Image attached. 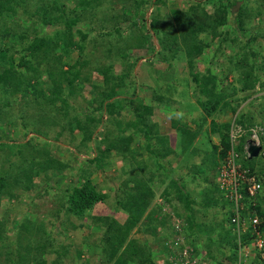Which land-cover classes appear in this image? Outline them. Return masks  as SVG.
<instances>
[{"label":"trees","instance_id":"16d2710c","mask_svg":"<svg viewBox=\"0 0 264 264\" xmlns=\"http://www.w3.org/2000/svg\"><path fill=\"white\" fill-rule=\"evenodd\" d=\"M110 1L0 0V153L7 145L4 137L15 141L10 133L13 126L17 132L36 136L41 132L40 124L45 125L48 141L46 148L38 150L29 142L34 168L25 171L16 168V161L6 153L0 154V250H5L11 264H65V245L60 250L46 242L53 237L49 231L55 227L56 218L65 214L74 230L84 225L93 230L75 247V255L79 253L84 261L89 254L83 249L88 245L98 249L102 264H246L239 261L243 248H251L254 264H264V246L259 249L257 244L258 239L264 242V193L251 196L243 183L239 187L243 198L236 204L220 186L221 169L231 149L233 122L246 129L260 126L264 146L262 112L250 111L249 104L243 109L236 106L259 94V86L264 90V11L256 15L253 25L260 34L237 41L229 39L230 28L226 26L237 22L242 12H233V8L241 0H184L182 7L174 0H122L131 4L109 14L103 5ZM243 7L240 11L248 10ZM150 9L155 14L146 17L145 11ZM140 19L146 23L141 27L146 33L136 35ZM86 21L101 24L105 32L96 34L102 38L101 45L108 44L104 38L112 37V49L118 45L125 49L122 60L129 58L127 51L149 48L145 63L153 79L159 80L163 70L165 88L171 86L169 94L179 93L180 97L170 99L160 87L153 90L150 102L140 100L136 85L131 90L136 82L135 68L144 57L138 53L123 68L117 67L119 57L109 68L90 67L86 54L96 28L80 26ZM214 39H219L218 46L209 54ZM226 44H234L233 57ZM206 57L214 65L228 59L232 66L222 69L225 75L219 76L214 67L202 70ZM177 61L187 66L192 89L187 80L182 88L179 78L173 76L172 62ZM159 63H165L163 68ZM170 76L176 79L175 84L166 81ZM229 79L225 87L224 80L227 83ZM191 92L196 103L185 102V95ZM27 96L29 100L23 101ZM228 111L233 119L239 112L232 123L216 119ZM192 113L198 118H187ZM160 115L169 119L170 125L161 127ZM250 134L240 138L239 163L250 170L248 175L264 181V164L247 166L244 162L252 160L244 149ZM171 135H178V145H172ZM214 135L219 137L218 144H213ZM202 136L204 142L198 143ZM56 142L70 144L74 149L71 153L78 158L89 152L93 156L86 165L73 168L55 158ZM65 148L60 144L57 149ZM120 162L125 165L120 174L108 177V167ZM11 167L14 173L6 170ZM19 173L29 177L25 191L42 181V196L52 195L59 206L47 212L48 229L25 214L12 236L6 233L11 209H4L3 200L18 199L8 181L18 184ZM96 175H104L107 182L118 180L112 204L111 194L100 189ZM54 189L57 192L52 194ZM157 192L171 207L170 212L154 204ZM31 205L36 206L34 202ZM101 206L106 208L99 212ZM120 213L126 216L124 221L118 218ZM237 213L239 233L233 222ZM175 221L179 226L172 228ZM32 229L35 234H31ZM149 229L147 239L138 237L139 232ZM225 248L228 256L224 255ZM161 251H166L168 258L164 263L157 260Z\"/></svg>","mask_w":264,"mask_h":264},{"label":"rangeland","instance_id":"374dc122","mask_svg":"<svg viewBox=\"0 0 264 264\" xmlns=\"http://www.w3.org/2000/svg\"><path fill=\"white\" fill-rule=\"evenodd\" d=\"M184 0H174L175 4L177 7H182V3ZM169 2L171 3V0H169ZM242 2V3H241ZM131 4V2H126V1H122V0H115V2L113 0L110 1V3L106 2L103 5L104 8V12L111 14V12L113 10L120 12V9H123V5L125 6L126 4ZM74 4V3H72ZM71 4V7H73L74 5ZM236 6H244L246 8H248V10L244 11H240L236 9ZM243 7V8H244ZM264 11V3L262 0H241L240 2H238L234 8H233V12H239L238 14H241L237 17V22H233L231 21L226 28H230V33H228V37L229 39H237V41H243L244 38H248V36L250 37H254L257 34V29L255 26V22H257V19L255 20L256 15H258L260 12ZM151 9L149 11H145L146 17L151 16ZM163 12H166V10H163ZM113 13V12H112ZM155 13L153 12L152 15H154ZM153 17V16H152ZM259 19V18H258ZM263 21V20H262ZM138 26L140 29H138L135 33L137 34H145L146 31L144 29H141V27L145 26L146 23H143V20L140 19L137 21ZM264 22V21H263ZM233 23V24H232ZM259 23L260 19H259ZM81 24V23H80ZM87 24H89L91 26V28H96V30H94L93 34H95L93 39V43L90 44L88 46V52L86 54L87 59L90 61V67H107L109 68L110 64H115L116 63V57H121L124 56V52L125 49H123V47L119 46L117 49H112L110 47V45L113 44H109V41L114 42V40L112 39V37L110 38H104L105 42L107 41L108 44H104V45H108V46H104L101 45L99 43V41H101L102 38H100L99 36H97L96 34L102 32L103 30L101 29V24L100 23H91V21H86L85 23H82L80 26H83L86 29ZM148 25V23H147ZM254 25V26H253ZM100 29H97V28ZM261 29H264V24L261 26ZM225 28V29H226ZM105 32V31H103ZM255 34V35H254ZM247 36V37H245ZM142 38V37H141ZM10 41V40H8ZM141 40H137V42L139 43ZM218 42L219 39H214L211 40V47L209 50V54H213L215 52V49L218 46ZM234 44H226L224 45L225 48H229L230 49V54L233 57L234 56V52L232 51V47ZM112 50V51H111ZM150 50L149 48L146 49H142V48H135L134 50H130L127 51V56L129 57L128 59L122 60V58H120L121 62L119 64L118 69L123 65H130V62H132V60L134 59L133 57L136 56V53H138V55L144 56L143 59L138 63L137 68H135V79L136 82L133 85V87H131V90H135V85L138 88V95L140 100H144L146 102H150V100L152 99V92L154 89H160L164 90L163 94L165 96H167L170 99H175L178 98V95H174V94H169V91L171 90V86H168L167 89L165 88V82H164V77L162 74V71H159L160 74V78L159 80L157 79V81L155 79H153V75L150 74V70L148 68V66L146 65L145 61L147 60L148 57H150V53H148ZM262 53H264V49L262 51ZM229 54V55H230ZM121 55V56H120ZM219 60V59H217ZM204 64L202 66V70H205L206 67H214L216 68V71L218 72L219 76H223L225 74L221 73L222 69H224V71H226V68H230V66H232V62H230V60L228 59H223L222 61H218L215 65L213 63H211L210 59L206 57V59L203 60ZM145 64V66L142 68L141 64ZM172 64L174 66L171 67L172 70V74L173 76H175V78H179V85L182 86V88L186 87L187 83L185 82V80H187L189 82V87L190 89L193 88V84L190 83V79H189V74H188V69L187 66L185 65V63L183 62H172ZM121 65V66H120ZM127 65V66H128ZM165 65V63H159V68H163V66ZM223 74V75H222ZM173 76H170V78L168 80H166L167 82H171L172 84H175L176 79L173 78ZM100 81H102L101 76L97 77ZM264 79V72H263V78ZM223 80V79H222ZM156 81V82H155ZM231 82L230 79L229 81L226 83V81L224 80L225 83V87H227V84ZM161 85V86H160ZM170 87V88H169ZM172 90H176V88H172ZM257 91H259V94H257L258 96H252L255 97L253 101L251 98H249L245 103L244 102H238L236 104V106H238L240 109H243L245 106H248L247 104H249V110L250 111H261L262 115H264V98L262 97V94H264V90L261 91V87L259 86L257 88ZM134 92H132L133 94ZM158 93H161L158 90ZM184 92H182L183 94ZM184 95V94H183ZM173 97V98H172ZM180 97V95H179ZM185 102L186 103H196V97L194 94L188 93L187 95H185ZM241 97H243L241 95ZM29 100V96L27 97H23V101H28ZM240 103V104H239ZM239 104V105H238ZM17 106V105H16ZM176 108V107H175ZM177 109V108H176ZM247 109H244L242 111H245ZM128 111V110H127ZM181 114L183 116H186V112H182L180 111ZM179 112V113H180ZM240 113L241 110L239 111ZM238 112V113H239ZM238 113L235 115L234 119L231 118L232 117V113L230 111H228L225 116L222 117H217L216 119H218L220 122L222 121H229V122H233L236 118V116L238 115ZM198 118V116L195 113L190 114L189 116H187V118ZM160 121L162 123L161 127H165L166 124L170 125V120L165 118L163 115L159 116ZM233 119V120H232ZM13 122H17V118H15L13 120ZM31 121H29L30 123ZM209 124V123H208ZM207 124V126H208ZM22 127V125H21ZM41 127V132L39 134H37L35 136V134L30 133L28 135H26L25 133H22V130H19V132H17V130L15 129V127L13 126L12 128H10L11 130V135L14 136L15 141H12L13 138L12 137H7V138H3V141L6 142L7 145L2 146L1 149V153H6L8 155V157H11V159L13 161H16L17 164H14L16 166V168H22L23 171L27 170V168H34L31 164H32V160L33 158L31 157V152L30 150V145L29 142H33V144L36 146V150L38 149H42L46 148V145L48 142L47 141V137L45 136V125L40 124ZM1 128H5V127H1ZM1 136V135H0ZM178 135H171V142L172 144H175V140L176 137ZM2 137V136H1ZM203 137V136H202ZM199 138L198 139V143H203V138ZM213 144H218L219 143V137L217 135L213 136ZM63 142V141H62ZM178 143V142H177ZM175 145H178V144ZM32 144V145H33ZM60 144H65L67 148H65L64 150H60L57 149L58 146H60ZM136 145V143H135ZM264 147V146H263ZM54 150H56L54 152V156L57 160H60L62 162H67L68 164L72 165L73 168H81L82 166L87 164L88 158H92L93 153H88L87 155H82L79 158L76 157L74 154H72L71 152L74 150L70 144L68 143H58L56 142L54 144ZM0 153V154H1ZM1 157V156H0ZM6 161V157L5 160L3 162V165L5 164ZM246 163L247 166H251V165H257L259 164L260 166L262 164H264V154L260 155L258 158L249 160V161H244ZM32 166V167H31ZM124 167L125 165H122V162L115 164L114 166H110L107 169V176L110 178H114V176H118L120 174V168ZM37 168V167H36ZM40 168V167H38ZM6 170H9V172L14 173L15 170L11 168H6ZM17 176H20V181L18 182V184H14V180H9V185H12V189L11 192H14L15 194H17L18 199H14L13 201H8L7 198H4L3 202L4 205H6V207H4V209H11V213H12V219L10 221H8L7 223V229H6V233L9 235L14 236V232H16L18 230L19 224H20V220L23 218V216L25 214V217L27 216H31V221L36 220L38 222L39 225H43L44 227H46L48 229V225H50L49 223V216L47 215V212H50V210L56 209L59 205V200L57 199H53L52 195H44L42 196V194L44 193V190L42 189L44 186V183L42 181H36V184L38 186H36L33 190L31 191H25L26 189L24 188L25 186H28L30 184V180L29 177L27 175H22V174H17ZM45 176V175H44ZM76 176L74 177L73 181L76 179ZM104 175H96L95 179L100 187V189L103 190V192H107L111 194V200L110 203L112 204L114 202V191L113 188L114 186L119 183L118 180L114 179V182H107V179L104 178ZM35 179H38L37 177ZM71 180V183H74ZM156 185H159V181H156L155 183ZM56 187V186H55ZM164 186H161L160 188L162 189ZM55 192H52V194H55L57 191L54 189ZM264 192V183L262 186V190ZM39 193V195H38ZM41 194V195H40ZM34 196H39V197H34ZM34 200V201H33ZM32 202H34L36 204L35 207H33L31 204ZM154 204H160L163 205L164 211L165 212H170L172 209L171 207H168L165 202L164 199L161 197L160 193L157 192L156 198L154 200ZM104 208L106 207H99V212H101ZM111 212V211H110ZM118 218L121 221L125 220V215L124 214H117ZM54 220V219H53ZM56 222H55V227L52 228V230H50L49 232H52L53 237H51V239H46V242L51 243L52 245H56L57 249H60L59 247H61L62 245H65L64 247H66V250H68L67 254H65L63 256V261L65 264H102L101 259L98 257V249L95 248H91L88 245L84 246V251H88L87 254H89L88 256H86L87 260L84 261V259H80V256L75 255V247L77 246V244L83 243L84 238L86 237L87 234L90 233V231H93L88 225H84L81 226L79 229L74 230V228L71 226V224L69 223V219H67L66 215L61 214L60 217H58V219L56 218ZM175 223V224H174ZM179 223L177 221L173 222V225H171V227L173 228L174 226H179ZM138 229L134 230V233L137 232ZM34 229L31 230V234H35L36 232ZM97 232V231H94ZM142 232V233H141ZM138 233V237L140 236L141 238H145L147 239L148 237L146 236H150L151 234V230L149 229L148 231H141ZM169 237L172 236V231H169ZM39 234L34 235V237L37 239ZM14 239V238H13ZM188 240H191L190 238ZM62 250V249H60ZM3 249L0 250V264H11V261H9L7 259V256L4 254ZM223 251H225L224 255L228 256L229 252L228 249L225 248ZM251 255L253 256V252L251 250V248H246L244 249L242 252L239 253V261L240 263H246L248 262L249 264H252L253 261L251 258ZM48 256V255H47ZM83 256V254L81 255ZM75 259H74V258ZM179 257H177L178 259ZM227 258V257H225ZM224 258V260H225ZM168 259L167 255H166V251H161V253L157 254V260L158 262L164 263V261ZM223 260V259H222ZM226 261V260H225ZM246 261V262H245ZM206 264L207 262L210 261H205ZM106 264V263H105ZM209 264H214V263H209Z\"/></svg>","mask_w":264,"mask_h":264},{"label":"built area","instance_id":"2783aa9c","mask_svg":"<svg viewBox=\"0 0 264 264\" xmlns=\"http://www.w3.org/2000/svg\"><path fill=\"white\" fill-rule=\"evenodd\" d=\"M249 130L252 134V140L259 143L258 133L262 129L259 127H253L250 129H246L242 126H234L231 130V143L232 149L228 153V159L225 166L221 169V189L226 191V195L230 197L234 203H239V200L243 198L242 194L239 193V187L242 186L243 183H246V189L248 190L251 196H255L261 190V182L257 179V177L252 176L248 178L246 176V171L241 170L236 165V157L237 153L235 152L234 148L239 144V138ZM240 217L238 213L236 217L233 219L237 224L238 230L240 229ZM255 224L258 223V220L255 218L253 220ZM257 244L259 249L264 246V242L261 239L257 240Z\"/></svg>","mask_w":264,"mask_h":264},{"label":"clouds","instance_id":"9594fccd","mask_svg":"<svg viewBox=\"0 0 264 264\" xmlns=\"http://www.w3.org/2000/svg\"><path fill=\"white\" fill-rule=\"evenodd\" d=\"M242 3V2H241ZM239 8H240V6L238 7V9L237 10H239ZM233 117V116H232ZM231 117V118H232ZM233 120V119H232ZM233 124V126L232 127H234V126H236L235 125V122H233L232 123ZM238 126H241V125H238ZM232 127H231V130H232ZM243 127V126H242ZM254 127H259V128H261L260 126H258V125H255ZM251 128H253V127H251ZM250 129V128H249ZM262 129V128H261ZM250 131L249 130H247V132L246 133H249ZM263 132V130H261V131H259V133H258V139H259V143H257L256 141H254V140H252V138H251V136H252V134H250V137L246 140V144H245V146H244V149H245V154H246V156L248 157V158H250V159H253V158H251L250 157V154H249V152H248V147H249V144L250 143H252V144H254V145H257V146H261L262 147V150L260 151V153H259V155H258V157L262 154H264V147H263V145L261 144V140H260V134ZM245 134V133H244ZM243 134V135H244ZM241 138V137H240ZM240 138H239V144H240ZM239 144L237 145V146H239ZM237 146H235V148H234V150H235V152L237 153V157H236V165H237V167L239 168V169H241V170H244V171H246V176L248 177V178H250V177H252V176H255V175H248V173H250V170H248V169H246V168H244V167H242L241 166V164L239 163V159H240V153L237 151ZM231 149H232V143H231ZM231 149L229 150V152L231 151ZM228 152V153H229ZM258 157H255V158H258ZM226 164V163H225ZM225 164L223 165V167L225 166ZM222 167V168H223ZM257 176V175H256ZM255 176V177H256ZM258 179V178H257ZM259 180V179H258ZM260 181V180H259ZM261 182V185L263 186V183H264V181L263 180H261L260 181ZM261 190H262V187H261ZM260 190V192H259V194L260 193H264L263 191H261ZM237 231H238V233L240 232V231H242L241 229H237ZM244 249H246V248H243L242 249V251L244 250ZM242 251H240V252H242ZM246 262V261H245ZM248 262H246V264H247ZM254 264V263H253Z\"/></svg>","mask_w":264,"mask_h":264},{"label":"water","instance_id":"95a60500","mask_svg":"<svg viewBox=\"0 0 264 264\" xmlns=\"http://www.w3.org/2000/svg\"><path fill=\"white\" fill-rule=\"evenodd\" d=\"M238 7L239 6H236V9H238ZM261 150H262L261 146L254 145L252 143L249 144L248 152H249L251 158L258 157Z\"/></svg>","mask_w":264,"mask_h":264},{"label":"crops","instance_id":"0c3cea01","mask_svg":"<svg viewBox=\"0 0 264 264\" xmlns=\"http://www.w3.org/2000/svg\"><path fill=\"white\" fill-rule=\"evenodd\" d=\"M173 146L175 145V144H172Z\"/></svg>","mask_w":264,"mask_h":264}]
</instances>
